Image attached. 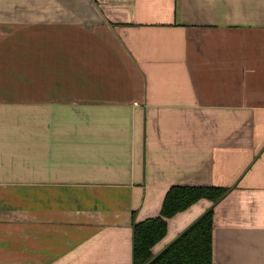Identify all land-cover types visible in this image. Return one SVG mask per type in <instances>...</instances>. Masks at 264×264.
<instances>
[{
    "label": "crops",
    "instance_id": "crops-1",
    "mask_svg": "<svg viewBox=\"0 0 264 264\" xmlns=\"http://www.w3.org/2000/svg\"><path fill=\"white\" fill-rule=\"evenodd\" d=\"M172 186L230 191L154 252L264 264V0H0V264H133Z\"/></svg>",
    "mask_w": 264,
    "mask_h": 264
},
{
    "label": "trees",
    "instance_id": "trees-1",
    "mask_svg": "<svg viewBox=\"0 0 264 264\" xmlns=\"http://www.w3.org/2000/svg\"><path fill=\"white\" fill-rule=\"evenodd\" d=\"M229 191L213 186L170 187L159 216L133 223V264H213L214 208L206 211L152 259L157 254L154 248L168 234V220L202 200L214 205Z\"/></svg>",
    "mask_w": 264,
    "mask_h": 264
},
{
    "label": "rangeland",
    "instance_id": "rangeland-1",
    "mask_svg": "<svg viewBox=\"0 0 264 264\" xmlns=\"http://www.w3.org/2000/svg\"><path fill=\"white\" fill-rule=\"evenodd\" d=\"M67 115L68 116H71V117H75L76 115H77V112L76 111H72V110H68V112H67ZM36 127H37V125H35ZM57 126V125H56ZM66 127H67V130L66 131H68L71 127H72V125L71 124H68V125H66ZM72 130V129H71ZM52 131H59L58 129H53V124H52ZM73 131V130H72ZM61 132H64V129L63 130H61ZM55 150V148L54 147H52L51 148V151H54ZM21 153H22V155H24V156H26L27 155V153H29V151H27V150H21ZM23 160L25 161L26 159L25 158H23ZM21 165H24V163H22ZM39 167H42V166H39ZM14 175H18V176H20V174L21 175H27L28 173L27 172H16V173H13ZM42 174V173H41ZM41 174H39V175H41ZM36 175H38V174H36Z\"/></svg>",
    "mask_w": 264,
    "mask_h": 264
},
{
    "label": "water",
    "instance_id": "water-1",
    "mask_svg": "<svg viewBox=\"0 0 264 264\" xmlns=\"http://www.w3.org/2000/svg\"><path fill=\"white\" fill-rule=\"evenodd\" d=\"M169 246V245H168ZM167 246V247H168ZM167 247H165L164 249H162L159 253H157L156 255H155V257L152 259V260H154L163 250H165ZM151 262V261H150Z\"/></svg>",
    "mask_w": 264,
    "mask_h": 264
}]
</instances>
